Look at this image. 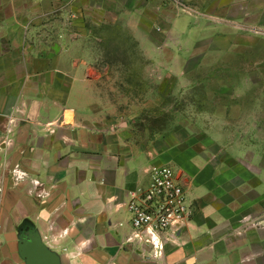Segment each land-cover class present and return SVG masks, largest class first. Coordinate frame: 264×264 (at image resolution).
Instances as JSON below:
<instances>
[{
    "label": "rangeland",
    "instance_id": "1",
    "mask_svg": "<svg viewBox=\"0 0 264 264\" xmlns=\"http://www.w3.org/2000/svg\"><path fill=\"white\" fill-rule=\"evenodd\" d=\"M146 1L46 16L21 36L20 72L54 107L100 117L118 151L172 166L189 196L207 188L214 209L264 197V0Z\"/></svg>",
    "mask_w": 264,
    "mask_h": 264
},
{
    "label": "crops",
    "instance_id": "2",
    "mask_svg": "<svg viewBox=\"0 0 264 264\" xmlns=\"http://www.w3.org/2000/svg\"><path fill=\"white\" fill-rule=\"evenodd\" d=\"M120 1L0 0V264H25L18 252L23 223L34 227L60 264H264V197L249 194L261 186L226 198L234 208L226 213L211 206L207 188L187 192L191 220L162 254L128 241L129 194L147 184L150 166L167 163L118 151L116 140L106 137L109 130L100 131V117L54 107L30 86L29 64L20 72L21 36L29 37L36 22ZM123 1L127 9L139 8L132 6L139 0ZM34 50L27 42L26 60L37 58ZM198 198L205 209L196 214L192 199Z\"/></svg>",
    "mask_w": 264,
    "mask_h": 264
},
{
    "label": "built area",
    "instance_id": "3",
    "mask_svg": "<svg viewBox=\"0 0 264 264\" xmlns=\"http://www.w3.org/2000/svg\"><path fill=\"white\" fill-rule=\"evenodd\" d=\"M148 173L147 184L130 192L128 197L132 231L127 240L135 239L149 245L155 254H162L167 240L191 220L193 207L172 166L152 165Z\"/></svg>",
    "mask_w": 264,
    "mask_h": 264
},
{
    "label": "water",
    "instance_id": "4",
    "mask_svg": "<svg viewBox=\"0 0 264 264\" xmlns=\"http://www.w3.org/2000/svg\"><path fill=\"white\" fill-rule=\"evenodd\" d=\"M21 227L18 252L25 264H60L58 255L46 247L33 226L23 223Z\"/></svg>",
    "mask_w": 264,
    "mask_h": 264
}]
</instances>
